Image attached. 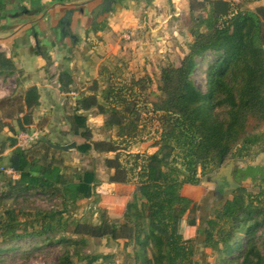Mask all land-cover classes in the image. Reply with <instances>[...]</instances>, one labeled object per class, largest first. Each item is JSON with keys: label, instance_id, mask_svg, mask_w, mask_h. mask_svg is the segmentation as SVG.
I'll use <instances>...</instances> for the list:
<instances>
[{"label": "trees", "instance_id": "obj_1", "mask_svg": "<svg viewBox=\"0 0 264 264\" xmlns=\"http://www.w3.org/2000/svg\"><path fill=\"white\" fill-rule=\"evenodd\" d=\"M189 9L192 38L178 64L160 66V94L155 101L144 93L151 80L148 75L115 80L102 67L87 91H79L70 86V75L61 72L57 78L61 90L77 91L71 97L68 131L53 132L54 140L44 133L25 148L16 144L15 135L1 141V152L12 148L3 165L19 176L12 179L0 169V255L14 250L22 238L44 236V241L75 246L77 254L89 238H104L132 244L126 264H196V241L201 240L216 253L217 264H263L264 235L258 233L264 225L262 171L251 174L258 180V191L243 185L233 188L201 222L199 201L183 195L181 187L199 184L200 175L230 160L234 177L242 170L239 161L247 164L264 151V4L262 0H191ZM41 54L48 67L50 55L44 50ZM200 63H204L205 90L192 78ZM11 65L0 54V73H10ZM23 102L28 111L15 121L26 130L31 110L39 104L36 86L25 91ZM141 103L150 105L149 118L157 123V149L152 152L130 149L146 128ZM93 107L108 115L102 124L105 138H93L87 123L85 111ZM11 120L0 119V126ZM71 143L89 157L112 154L103 159L107 180L136 184L121 217L111 216L99 205L95 185L100 180L94 165L65 163L70 150L62 146ZM34 193L57 198L59 206L46 211L13 205L17 197ZM82 199L89 200L96 221L75 216ZM183 217L196 227L192 238H184L176 228L177 219ZM82 257L88 261L91 255ZM57 264H76L69 249L58 256Z\"/></svg>", "mask_w": 264, "mask_h": 264}, {"label": "rangeland", "instance_id": "obj_2", "mask_svg": "<svg viewBox=\"0 0 264 264\" xmlns=\"http://www.w3.org/2000/svg\"><path fill=\"white\" fill-rule=\"evenodd\" d=\"M190 3L191 0H141V3H138L140 6L139 16H141V33L137 32L129 39L123 38V40L125 39L123 42L128 41L130 43V47H133V45L137 48L141 46V51L134 54L133 60L130 59L132 68L128 72L125 66L126 61H120L121 64L117 66L114 64L103 66L106 68L105 72L112 74V77L115 80H120V78H123L124 76L129 77L130 75H135L137 77L148 75L151 80L149 83L148 92L144 93L149 97L148 99L155 101L160 94L158 86L160 66L165 63L178 64L180 57H182L187 50L186 43L191 36V30L193 26L191 12L189 9ZM193 3H196V1ZM56 32L58 38L63 37L60 35L58 30H56ZM146 33H148V35ZM158 36L159 38H157ZM1 47L3 46L0 45V48ZM79 55L80 54H77V57ZM74 58L75 60L73 63L74 66H76V55ZM203 66L204 63H200L198 65L197 69L192 75V78L196 86L202 90H205V78L202 71ZM58 71L59 73L62 72L61 64L58 61L52 60L47 68V80L52 86L56 85L54 77ZM19 78L20 77L17 75V73L14 75H5L3 79L1 78L2 81L0 82V94L2 92L14 93L17 88V83H19ZM85 81L87 82L88 80ZM82 83L83 82H80L79 80H75V83L72 85V87H74L76 90H80L79 88H81ZM101 83L104 84V82ZM137 91L139 90H135V95L137 94ZM136 97L141 99L142 96L140 94V96ZM64 100L66 101V98H61L62 104H60V106L65 104ZM6 104L10 106L8 101H6ZM140 108L142 111L141 115L144 117L142 124L143 121L146 122V128L142 131V134L139 135L140 139L130 147L131 150L138 151H141V144L146 145V148H151L155 145L157 146L156 141L158 139V131L156 130L157 123L154 120L151 122V119L149 118L151 116V114H149L150 112H148L150 111V105H144L141 103ZM1 114L2 113L0 112V116ZM54 115L55 118L51 117L50 123L47 124V116L45 114L41 116L38 114L37 116V110L34 111V121L32 122V125L26 130H22L29 133H36L33 140L29 143H32L44 133H48V135L52 137L53 140L55 139L53 132L56 133L58 129L63 128L65 126V122L63 119V112L55 111ZM10 123L14 124L13 121H10ZM10 123H7V127H9ZM87 123L92 130L93 138L101 139L107 137L108 134L103 131L102 125H97L98 122L91 119L88 120ZM10 134L16 135L17 132L11 131ZM10 134L7 133V131H0V153L1 141H5V138ZM68 149L70 152L65 154V163L68 166L90 167L94 165L96 168V173L100 179L107 175V172L105 174L106 168L104 167L103 159L104 157L111 156L112 154L107 153L98 155L94 153L93 157H89L85 154L82 155L79 151L75 150L74 147ZM3 160L4 156H0V165L4 164ZM249 163L250 162L245 164V161H239L238 165L242 168V170L236 172L233 178L238 186L243 185L247 189L256 192L259 189V185L257 184L258 180L253 179L251 174L255 175L258 170L259 172L262 171V173H264V158L262 157V159L259 160V163H262L260 164L262 166L258 168L252 166L253 169H251L247 166ZM216 170L217 169H215L213 172L200 175L201 180L199 184H202L206 190L199 200V208L197 210V218L199 222H201L214 209V207L219 206L225 198L231 195L232 189H223V187L227 186V183L225 182L224 177L221 175L219 177L221 181L223 180V182L218 184L214 176ZM259 172H257V176L259 175ZM4 177L5 176L3 175V178ZM97 185L98 183L95 185L96 191ZM126 189L130 190V188ZM11 202L12 201L10 200L6 201V204H10ZM13 205L27 207L36 206L47 211L57 208L59 206V202L57 198L41 193H34L27 196L26 198L22 196L17 197L16 201L13 202ZM75 216L81 219L89 218L92 221H96L97 219V215L95 213L90 215L88 199L80 200V208L76 211ZM258 233L260 236L264 235V225L259 227ZM194 234H196V231ZM43 237L44 236L40 238L29 237L17 240L15 242L16 248L14 250L6 251L0 255V264H57L58 256L65 249H69V251L73 254V259L75 260L76 264H126L128 263L126 254H130L132 251V244L127 242L125 245V240L123 239L118 241H108L104 238H89L87 244L83 246L77 254L74 250L75 246L48 240L44 241L42 240ZM57 237L58 234L55 235V238ZM262 253L264 254V246L262 247ZM84 254L91 255L88 261L82 257ZM193 258L196 261V264H207V261H209V264H217L216 253L212 252L209 247L203 246L201 240L198 242L196 241V251Z\"/></svg>", "mask_w": 264, "mask_h": 264}, {"label": "crops", "instance_id": "obj_3", "mask_svg": "<svg viewBox=\"0 0 264 264\" xmlns=\"http://www.w3.org/2000/svg\"><path fill=\"white\" fill-rule=\"evenodd\" d=\"M57 1L63 0H0V45L3 46L0 48V54H4L12 62L9 69L10 73H0V82L5 75L17 73L20 77L14 93L2 92L0 94V112L2 113L0 119L10 118L14 122V124L10 123L9 127H7V124L0 126L1 132L7 131L10 134L11 131L18 133L23 130L19 128L15 118L28 111V108L23 104V96L31 86L38 88L39 104L32 108V121L25 124L24 127L27 129L32 125L34 111L36 110L37 116L38 114L47 116V124L50 123L51 117L55 118V111H58L64 114L65 126L61 129L65 132L68 131L70 123L67 119L72 115V109L70 108L72 98L69 97L67 105L60 106L62 104L61 98H65L66 92L61 90L57 81L55 87L48 82V67H46L45 58L41 54L42 50L46 51L53 61H58L61 64L62 72L70 75V86L75 83V80L83 82L79 91H87L85 87H88L93 80L99 78L103 66L112 64L117 66L121 64L120 61H126L125 66L128 72L132 68L130 59L133 60L134 54L141 51V46L138 48L134 45L130 47L128 41L123 42L125 40L123 38L127 33L130 37H133L137 32L141 33L140 6L138 5L141 0H117L112 11L100 15L98 21L89 25L87 24L89 17L84 16L80 23H75L73 26V31L78 37L76 41L69 37L58 38L55 26L50 22L52 16L46 18V14L40 12V3H54ZM262 2L264 4V0ZM49 9L58 11V16H60L65 7L52 4ZM35 22L36 25L38 24L36 28L40 32H35ZM7 25L9 27L14 25L12 32L8 30ZM34 33H36V36H34ZM146 34L148 35V33ZM191 38L192 35L188 40ZM77 54L80 55L77 57ZM75 55L77 58L76 66L78 67L74 66L73 63ZM6 101L9 102L10 106L6 104ZM85 113L87 121L93 119L98 122V126L102 125L108 117L107 114L99 112L95 107L85 111ZM11 149V147L4 148L0 156L5 158ZM156 149V145L146 148V145L141 144V151L152 152ZM262 157L264 158V151L257 155L256 160L249 161L252 163H249V165L255 166V168L261 167L260 164L262 163H259V160ZM105 168L106 174L108 169ZM221 176L223 175L221 174ZM99 180L97 185V191L100 193L99 205L105 207L111 216L121 217L126 201L131 196L132 191L135 190L136 184L108 181L107 175L102 179L99 178ZM126 188H130V190ZM205 190L202 184H184L181 187V193L195 201L201 199ZM176 228L183 234L184 238L195 236L196 227L189 225L185 217L177 219Z\"/></svg>", "mask_w": 264, "mask_h": 264}, {"label": "water", "instance_id": "obj_4", "mask_svg": "<svg viewBox=\"0 0 264 264\" xmlns=\"http://www.w3.org/2000/svg\"><path fill=\"white\" fill-rule=\"evenodd\" d=\"M116 2L117 0H63L54 3H40L39 9L40 12L46 14V18L50 15L52 16V20H50V22L55 26V30L59 31L60 35L67 38L69 37L73 41H76L78 40V37L73 31V26L75 25V23H80L84 16L90 17L87 22L88 25L98 21L100 16L98 17L97 14L103 12V15L107 14V12L109 11H112ZM52 4L65 7L62 15L58 16V11H51L52 8L49 9ZM34 25L35 32H40L39 29L36 28L38 24L36 25L35 22ZM6 27H9V25H7ZM13 29L14 25L9 27L8 30L12 32ZM34 36H36V33H34ZM72 147H74L73 143L67 146H62V148L65 149ZM232 168L233 161L230 160L228 163L222 165L218 170L215 171L214 176L218 184H221L223 182V180L221 181L219 177L221 174L223 175L224 180L227 183V186L223 187V189H233L238 186L233 178Z\"/></svg>", "mask_w": 264, "mask_h": 264}, {"label": "built area", "instance_id": "obj_5", "mask_svg": "<svg viewBox=\"0 0 264 264\" xmlns=\"http://www.w3.org/2000/svg\"><path fill=\"white\" fill-rule=\"evenodd\" d=\"M124 38L126 39H129L130 38V35L127 33ZM58 75H59V71L56 72L55 74V81H57V78H58ZM66 96H70V97H76L77 96V91L76 90H71L69 92H66L65 94ZM65 96V98H66ZM64 98V99H65ZM65 102V100H64ZM35 132H27V131H21V132H18L15 137H16V144L21 147V148H25L27 147L30 143V141L33 140V138L35 137ZM0 169L1 171L6 174L7 176L11 177L12 179H16L18 178L19 174L18 172L12 168L11 166L9 165H0Z\"/></svg>", "mask_w": 264, "mask_h": 264}, {"label": "flooded vegetation", "instance_id": "obj_6", "mask_svg": "<svg viewBox=\"0 0 264 264\" xmlns=\"http://www.w3.org/2000/svg\"><path fill=\"white\" fill-rule=\"evenodd\" d=\"M102 13H103V12H102ZM102 13L97 14V16L99 17L100 15H102Z\"/></svg>", "mask_w": 264, "mask_h": 264}]
</instances>
